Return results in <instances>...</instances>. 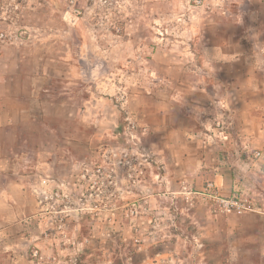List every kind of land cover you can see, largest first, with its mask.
I'll use <instances>...</instances> for the list:
<instances>
[{
    "label": "rangeland",
    "instance_id": "1",
    "mask_svg": "<svg viewBox=\"0 0 264 264\" xmlns=\"http://www.w3.org/2000/svg\"><path fill=\"white\" fill-rule=\"evenodd\" d=\"M255 6L264 0H0V39L30 47L26 68L52 78L25 131L27 193L0 224V264H236L233 225L261 182L226 165L241 190L219 191L199 170L222 160L195 159L181 130L164 142L150 72L158 46L237 35L239 8L248 21Z\"/></svg>",
    "mask_w": 264,
    "mask_h": 264
},
{
    "label": "crops",
    "instance_id": "2",
    "mask_svg": "<svg viewBox=\"0 0 264 264\" xmlns=\"http://www.w3.org/2000/svg\"><path fill=\"white\" fill-rule=\"evenodd\" d=\"M256 6L248 9V21L247 11L239 8L237 14L243 20L237 21V35L210 42L200 40L194 33L186 40L175 39L176 49L163 52L158 46L153 55L157 58L158 54L157 63L153 64L158 69L150 72L158 81L154 101L164 142L167 129L181 130L187 134L195 159L222 160L223 164L215 162L199 170L219 191L241 190L236 179H228L232 174L228 173L230 165L239 168L233 176L245 178L254 173L261 182L256 209L238 216L233 225L237 241L226 250L236 264H245L244 259L254 257L261 258L260 264H264V11ZM199 25L195 27L200 28ZM247 40L248 47L244 44ZM28 50L30 47L23 46L22 41L0 39L2 225L6 224L7 212H11L9 220L15 217L21 201L18 197L27 193L19 161L27 156L20 152L21 148L30 145L25 131L36 123L33 106L45 113L43 98L52 96V78L43 70L42 63L26 68V61L35 57ZM178 106L184 112L179 114L175 110ZM255 152H260V156L256 157ZM227 223L231 225L230 220ZM246 264L250 262L247 260Z\"/></svg>",
    "mask_w": 264,
    "mask_h": 264
},
{
    "label": "built area",
    "instance_id": "3",
    "mask_svg": "<svg viewBox=\"0 0 264 264\" xmlns=\"http://www.w3.org/2000/svg\"><path fill=\"white\" fill-rule=\"evenodd\" d=\"M256 155L259 156L260 153L256 152ZM223 202H224V206H226L227 208H230L231 206L236 207L239 209V212H241V209H250V206L246 207V205H244V204L242 205V204L237 203L236 201H233V200H226Z\"/></svg>",
    "mask_w": 264,
    "mask_h": 264
}]
</instances>
